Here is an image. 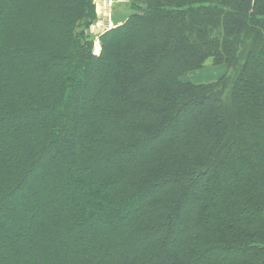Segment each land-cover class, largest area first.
Segmentation results:
<instances>
[{"label": "trees", "instance_id": "trees-1", "mask_svg": "<svg viewBox=\"0 0 264 264\" xmlns=\"http://www.w3.org/2000/svg\"><path fill=\"white\" fill-rule=\"evenodd\" d=\"M126 5L0 0V264H264V0Z\"/></svg>", "mask_w": 264, "mask_h": 264}, {"label": "rangeland", "instance_id": "rangeland-1", "mask_svg": "<svg viewBox=\"0 0 264 264\" xmlns=\"http://www.w3.org/2000/svg\"><path fill=\"white\" fill-rule=\"evenodd\" d=\"M128 1L129 0H93L96 6V12H98V14L96 21L89 29V34L94 40L95 49L99 48V35L109 29H112L114 26L121 25L123 18L129 14L128 6H125ZM224 73V67H213L211 66L210 62H207L203 68L189 73L181 80L183 82L191 83H209L215 81ZM118 216L123 218L126 216V213L124 214V212H120ZM98 223L104 228H107L105 225V220L101 219Z\"/></svg>", "mask_w": 264, "mask_h": 264}, {"label": "crops", "instance_id": "crops-1", "mask_svg": "<svg viewBox=\"0 0 264 264\" xmlns=\"http://www.w3.org/2000/svg\"><path fill=\"white\" fill-rule=\"evenodd\" d=\"M97 14H98V12H97Z\"/></svg>", "mask_w": 264, "mask_h": 264}]
</instances>
